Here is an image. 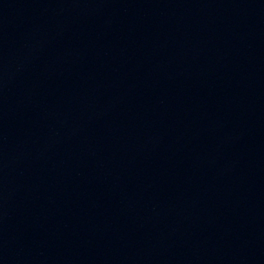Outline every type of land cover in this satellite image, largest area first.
Returning <instances> with one entry per match:
<instances>
[{
  "label": "water",
  "instance_id": "95a60500",
  "mask_svg": "<svg viewBox=\"0 0 264 264\" xmlns=\"http://www.w3.org/2000/svg\"><path fill=\"white\" fill-rule=\"evenodd\" d=\"M0 264H264V0H0Z\"/></svg>",
  "mask_w": 264,
  "mask_h": 264
}]
</instances>
